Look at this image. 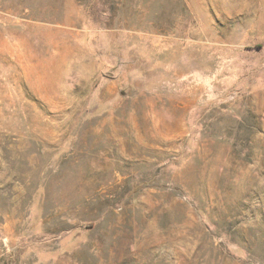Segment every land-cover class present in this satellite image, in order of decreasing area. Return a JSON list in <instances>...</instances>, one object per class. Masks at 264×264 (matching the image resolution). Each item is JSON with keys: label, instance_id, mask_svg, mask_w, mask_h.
<instances>
[{"label": "rangeland", "instance_id": "rangeland-1", "mask_svg": "<svg viewBox=\"0 0 264 264\" xmlns=\"http://www.w3.org/2000/svg\"><path fill=\"white\" fill-rule=\"evenodd\" d=\"M0 264H264V0H0Z\"/></svg>", "mask_w": 264, "mask_h": 264}]
</instances>
